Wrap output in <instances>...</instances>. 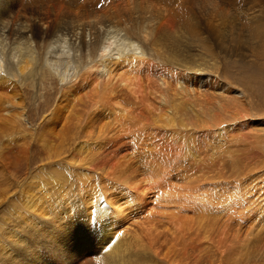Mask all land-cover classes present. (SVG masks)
I'll list each match as a JSON object with an SVG mask.
<instances>
[{"label":"bare ground","instance_id":"obj_1","mask_svg":"<svg viewBox=\"0 0 264 264\" xmlns=\"http://www.w3.org/2000/svg\"><path fill=\"white\" fill-rule=\"evenodd\" d=\"M55 1L64 2L0 0V92L13 89L9 98L0 93V127H18L24 113L11 106L21 104V86L48 75L61 91L47 132L71 117L81 130L65 156L44 142L52 152L47 160L13 192L1 186L0 264H193L199 254H209L210 264L261 259L259 251L238 249L248 239L235 226L248 223L242 214L264 211V155L245 161L241 145L264 153V104L255 109L247 95L245 88L257 85L251 75L240 70V87L221 62L264 77V0L233 8L222 3L230 0H191L190 25L171 28L168 1L172 10L166 5L162 13L144 0L124 4L148 7L142 18L106 10L65 24L50 20ZM78 102L81 112H72ZM208 212L227 215L195 238L194 225Z\"/></svg>","mask_w":264,"mask_h":264},{"label":"rangeland","instance_id":"obj_2","mask_svg":"<svg viewBox=\"0 0 264 264\" xmlns=\"http://www.w3.org/2000/svg\"><path fill=\"white\" fill-rule=\"evenodd\" d=\"M31 1H34V0H31ZM42 1H44V3H46L47 1H50V0H42ZM83 1L84 0H71V1L70 0H64L63 3L62 2L58 3L55 1L53 6H57V5L58 6L56 7V9L50 11V20H52V21L58 20V22L61 24H65V23H69V22L79 23L82 21H88V20L90 21V19H92L94 16L104 17L103 13L107 12V11H108L107 15H111V14H113V11L115 12V11H119V10L126 12L130 16L134 15L133 17L138 16V17L142 18V17H144L143 12H145V10L149 9L148 7H145L144 10H142V11L135 10L136 2L134 4H129V5L124 7V4H127V2H131V0H90V1L86 0L87 4H85ZM136 1H139V0H136ZM141 1H143V0H141ZM152 1L153 2H151V0H150V2H149V0H144V2H147L149 4L151 3V5H149V6L151 7V10L153 12L162 13V11L159 9H162L163 7L166 8L168 5H170L173 8V10L169 6H168V8L172 10V12L174 13L175 16L177 15L176 17L174 16V18H175L174 20L172 19V21L167 26H165L167 28L176 27V25H178V24L181 25L183 22H185V20L187 22V19H190L191 15H192L191 12L194 11L191 8V5L195 8V4H193L194 2L191 0H152ZM162 1L163 2L168 1L169 4H168V2L166 4H164ZM231 1L232 0L227 1V3L222 2V1L221 2L227 4L228 8H233V5H235V4L236 5L239 4L240 7H242L245 3H248V5H250V2H251V0H239V1L234 0L233 2H231ZM159 2H160V4H159ZM92 3H94L95 5ZM62 4H63V6H62ZM66 4H68V5H66ZM178 4H180V5H178ZM142 6H143V4H142ZM159 6H160V8H159ZM28 7H30V6L27 5L25 8H28ZM120 7H122V8H120ZM110 8H112V9L114 8V9L112 10ZM164 8L162 10H164ZM81 9L84 11H82ZM125 9H127V10H125ZM97 10L99 11L98 12L99 14H97ZM189 10H190V13H189ZM227 10H230V9H227ZM88 11L91 13H89ZM57 13H59V14H57ZM185 14H187L189 16V18H186L188 16ZM183 15H184V17L186 16L185 19H184V17H182ZM65 17L66 18L70 17V18L66 19ZM243 19H245V18L241 17L240 21H242ZM175 20H177V22ZM162 21H164V20H162ZM243 21L247 22V19H245ZM245 22H243V23L239 22V23L245 24L247 27H253V24L250 25L251 23H247L248 24L247 25ZM221 24L222 23H220V25ZM183 25L189 26L190 23L187 22V23H184ZM222 25L227 28V23L222 24ZM156 26L157 25H155V28L157 29V33H159L158 30H160V25H158L157 27ZM7 42L11 43L12 40L7 39ZM222 63L223 62H221L222 70H225V72L228 73V76L231 80H233V81L238 80L239 79V73L241 74L240 70H243V71L245 70L244 74L251 75L257 81V85L252 90L250 88H245V89H246L247 95L252 98V104H254L253 105L254 108L262 111V109H263L262 104H264V97H263V95H264V77H263V75L260 74L259 72L253 71V70H247V68L245 69L242 67H238V66L232 64L231 62L226 61L225 63H223L224 65ZM151 72H154V70ZM237 82H238V85L240 87H242V85H240V84H243V83L240 82L239 80ZM32 83H33L32 81H25L24 82V84L21 86V97H22L21 98V100H22L21 104H18L16 107L11 106V108H15L17 111L23 110L24 116L17 117L18 119L16 120L18 127L15 130H11L10 133H9V128L3 129L2 126L0 127V189H1V186L9 185V188H10L9 192H11L12 190L14 191V189H16V186H17L16 183L22 182L26 175H28V174L30 175V173L32 171H35V169L37 168V166L40 163L45 162L47 160V157L49 155H51V153H52L51 151H49V153H47L48 150L45 147L44 142H48V143L50 142L49 144H51V149L52 150H59L61 153H63L61 156V157H63L67 154L66 151L69 150V148H71L72 142L73 141L79 142L81 139V130H80V127L78 125H74V122H73L74 117H71L68 120V122L65 120V118L63 120L60 119L61 122L59 125H62L63 127L62 128L57 127V126L52 127L53 128L52 129V135H50L47 132L48 127H50V121L49 120L51 119V117H53V116H51L52 110L54 109V106H56V102H57L56 100L58 99V95L60 94V91H61L59 88L60 84H59L58 80L55 78L54 79L50 78V76L47 75L46 79L44 81L42 80V82H40V84L38 82H36L38 84L33 85ZM2 87H5V86H2ZM11 90H13V89H5L3 92H0V93H2L4 96H6V93H7L8 98H9L11 96L9 94L10 92H12ZM253 92H255V94L257 92L258 95H254ZM22 106L24 109H22ZM83 106H84V102H81V103L78 102L75 105L76 109L73 110L72 112L79 111V113H80ZM70 129H71V131H70ZM44 135H45V137H44L43 141L41 142L40 138ZM68 135L72 136V138H66V136H68ZM66 140H70V141L67 142ZM251 140H253V139L251 138ZM241 145L246 150V152L243 150L244 152L242 153V156L245 159V161H249V162L251 160L256 161V160H259L264 155V153H262V150H259L258 148H255V147L252 149L247 148V145L244 143H242ZM245 145H246V147H245ZM247 150H248V152H247ZM258 165H259L258 168L262 167L261 166L262 162L258 163ZM55 169L58 170L59 174H61V171H59L62 169L61 167L57 166V168L55 167ZM33 180L34 179L30 180V183L32 185L34 183ZM256 213L254 211H252V212H249V215H247V213L242 214L244 216H247V219H246V217H243V216L241 217V219L247 221L248 223L243 221L245 224H242L243 222L241 220L242 223L240 222L241 223L240 226L239 225L235 226V228L236 227H240V228L243 227L242 229L244 231L241 232V235L239 233L240 239L243 238L245 240V238H246L249 241H252L253 244H255L254 245L255 251H254L253 247L250 245V242H248V240H247V244L251 247H247V244L245 243L246 241H243L241 239L240 240V246L238 249H240L241 252L245 251L246 253H248V250H250L251 253H248L250 255L253 252L259 251V253L261 252L260 256L262 259V258H264V256L261 255V254H264V251H263V249H264V246H263V244H264L263 243L264 242V224H263L264 223V221H263L264 211L263 212L257 211ZM209 214H210V216H209ZM221 214H222L223 218H225L224 216L227 215L226 213H224L225 215L223 213H220L219 217H221ZM253 214L256 215L255 220H254ZM200 215H201V218L198 219L199 221H196V223L194 225L196 230L193 231V236H195V235L200 236V237L198 236V239L203 237V234H205V229L208 230L206 225L212 223L215 219L219 218V217H217L218 215L215 212L204 213L205 216H203L202 214H200ZM200 215H199V213L197 214V216H199V217H200ZM258 215H260L262 217V219ZM228 216H229V214H228ZM228 216H226V217H228ZM206 217L209 220L208 219L206 220L205 219ZM230 217H231V220H229V222L231 225L234 226L235 222H236L235 221L236 217H234L231 214H230ZM233 217H234V221L232 222ZM202 219H204V220H202ZM200 221H201V223L198 224V222H200ZM205 221H207V222L204 223L205 224L204 225L203 222H205ZM257 221H258V223H257ZM232 223H234V224H232ZM199 225H200V227H199ZM201 225L203 228L201 227ZM244 225H246L247 227ZM248 226L252 230V231L250 230L251 233L249 231ZM199 228L201 229L202 232L204 231V233H202ZM246 229H248V231ZM260 230H261V233L259 232ZM243 232H244V237H243ZM247 232L250 235L253 234L256 238L253 235H251V236L247 235ZM256 232H257V234H256ZM194 233H196V234H194ZM252 236L254 239L251 238ZM196 237L197 236H195V238ZM259 238H261L262 241ZM253 240L258 241L259 243L258 242L254 243ZM242 241H243V244L245 243L246 247L243 246V244L241 243ZM241 244H242V246H241ZM241 247H243V248H241ZM249 248H252L253 250L249 249ZM244 249H246V250L248 249V250L246 251ZM234 252H236V250H234ZM237 254H238V250H237V253H235L234 255H237ZM214 258H216V257H214ZM234 258H237V257H234ZM246 259L245 260L240 259L241 261L239 264H243V262H244V264H250V263L251 264H264V259H262V261L259 263H257V262L260 261L261 259H259V260L256 259V262L254 261V263H252L253 262L252 258H251L252 260L249 258L247 259V261L249 263L246 262ZM210 262H211V259H209V254L205 255V256H203L202 254H199V255H196L194 257V263L193 264H210Z\"/></svg>","mask_w":264,"mask_h":264}]
</instances>
